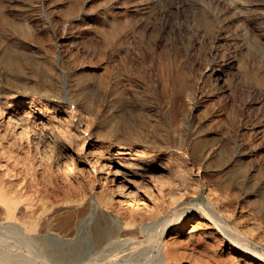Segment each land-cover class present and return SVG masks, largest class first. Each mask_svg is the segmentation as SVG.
<instances>
[{
    "label": "bare ground",
    "instance_id": "obj_1",
    "mask_svg": "<svg viewBox=\"0 0 264 264\" xmlns=\"http://www.w3.org/2000/svg\"><path fill=\"white\" fill-rule=\"evenodd\" d=\"M249 1L231 3L244 8ZM134 2L121 10L132 17H105L111 22L99 33L102 72L77 60L70 89L77 105L52 106L44 96L0 88V264H264V177L251 165L264 134L255 126L240 134L230 111L244 85L239 89L230 74L244 70L264 92V64L254 57L249 71L247 57L261 28L248 19L176 28L162 22L164 30H178V58L175 38L148 35L158 22H141L151 6ZM72 5L75 15L82 3ZM22 11L24 21L8 26L26 44L38 22ZM43 28L51 32L49 24ZM61 34L47 38L67 44ZM57 47L48 50L50 65ZM134 48L139 52L129 58ZM8 53H0V71L16 76L18 91L27 92L28 67L41 83L53 78L45 60L31 64ZM66 53H59L62 61ZM138 82L149 89L152 128L148 121L140 126L142 117L136 123L126 117L125 98L137 93ZM96 85L115 96L102 104ZM95 113L104 117L100 125Z\"/></svg>",
    "mask_w": 264,
    "mask_h": 264
},
{
    "label": "rangeland",
    "instance_id": "obj_2",
    "mask_svg": "<svg viewBox=\"0 0 264 264\" xmlns=\"http://www.w3.org/2000/svg\"><path fill=\"white\" fill-rule=\"evenodd\" d=\"M77 1H81L82 8L78 11L72 10L73 14H75V15H72V12H71V8L73 7L72 3L75 4ZM118 1L119 0H85V1L84 0H68V1L67 0H0V7L2 5L4 6V7H2V9L0 8V53L1 54L3 52L8 53V51H10L11 53L9 52L8 54H10V55H14V54L18 55L19 54V56L22 55L20 57L27 60L28 62H29V60H31V62L32 61L34 62V63L32 62L31 64H35V62H37L38 60L40 61V63L42 60L43 61L45 60L46 61L45 63L47 65V63L50 62V56L48 54V50H51V49L54 50V47L56 48L58 45L57 49H55V50H57L59 53L68 52V53H66L68 59L66 58V59H63V61H62L61 57H59L60 54L58 53V57L53 59V61H52L53 63L51 65H50V63L48 64V66H50V67L52 66V68H51L52 71H51L50 67H49L50 70L46 69L47 66L44 68V69H46L47 73H50L52 75L53 78L51 80L46 81L44 79V82H42L43 83L42 84L41 81H43V79L36 76V75H33L31 73L32 71H30L31 68L28 67L26 69V71L28 70V73L30 74V76H28L25 79V82L30 87L28 86V89H26L27 92L22 93V92L18 91V89L19 90H22V89L16 87V85H15V83L17 81L16 76H14L12 74H10L9 76L5 75V73L3 74L2 73L3 71L1 70L0 74L4 75V76L0 75V77H1L0 88L1 89L2 88L3 89L4 88H15V91H16L15 93L19 97H23L26 95H32V96H35L38 98L40 96H44V97L49 99L52 106H56V105L74 106V105H77L76 99L73 100V97H75V95L72 93V90L70 92V89L73 88L74 77L76 78L77 75H79L78 71H77L78 66H80V64L78 65L77 63H79L81 61L79 59L80 58L82 59V61L80 63H83L84 65H86L85 67L87 68V71L89 70V72L90 71L92 72L95 69H98L99 72H102L101 68H98V66H100L102 64V56H103V49H101V47L103 48V46H102V34H99V33H102V31H100V29L103 30L104 22L107 21V20H105L106 19L105 17L109 18L111 16L109 19L112 21L113 20V16H112L113 12L116 13L117 18L120 20H122V19L125 20L127 17L128 18L132 17V15H129L130 16L129 17V16H121V14H122V11L125 10L126 5H129L130 9H132L133 8L132 4L135 3L134 2L135 0H129V2H127L125 0H122V1L120 0L119 2ZM138 1L140 2V0H138ZM38 3H40V4H38ZM42 3H43V5H42ZM123 3H124V5H122ZM140 3H144L143 6L147 5L145 3H148L149 6H151V10L148 13L150 16L147 15L146 16L147 19L145 18L147 21L145 19H143L141 22H158L155 25V28L153 30H149L148 35H158V36L160 35L161 37H164L165 39H168L169 37L175 38V43H177L178 45L177 44L175 45L176 47L174 48V50L176 49L175 52L179 50L178 52L175 53V54H177L176 56L178 58H181L183 55V45H182L181 41H179V38L177 36L178 30L177 29L174 30L171 27H165V30H164L163 29L164 25L162 22H171L172 24L175 25V28L177 26L176 23L179 24L181 22H247L246 19H248L249 22H257L258 26L261 28V31L259 33V37H260V40L262 42L256 38L255 42H253V44H252L254 48L251 47L252 50H250V53L247 56L248 61H249V64H248L249 71H251V69L254 66L252 64L254 57L258 58V59L256 58V60L260 61L259 63H261L260 64L261 66L264 64V54H263L264 52L261 54V50L262 49L264 50V43H263L264 42V0H250L249 1L250 4L244 8H241L242 6L240 7V5L238 7H235L233 5V3H231V0H141ZM232 5H233V7H232ZM28 6L29 7L31 6V7L29 8ZM70 6H71V8L69 10L68 8ZM118 6H121V7H118ZM42 8H43V10H42ZM22 9L23 10L27 9V13H28V17H29L30 22H38V24L33 26V28H35L34 29L35 30L34 31L35 37L33 36L34 39H32V40H34V41L30 40L26 44L20 39L19 36H17L16 32L12 28H9L10 26H8V24L11 23L12 21H13L12 23L24 21ZM76 11L78 14L76 13ZM76 14H77V16H76ZM79 14H81V16H78ZM235 16H237L238 18ZM47 17L49 20H47ZM256 18H258V19H256ZM34 19H36V20H34ZM148 19H149V21H148ZM111 21H107V22H111ZM45 24L50 25L52 34H57L58 36H60V34L63 32L61 34V36H62L65 33L64 35L68 37V40L66 41V43L68 45L61 43V41H57L58 44L57 43L52 44V40H51L52 37L47 38V36H50L49 33H51V32L49 31V33H48L43 28L45 26ZM63 24H64L66 29H64V28L62 29ZM67 25H69L70 27ZM158 27H159V30H158ZM69 29H71V30H69ZM57 30H58V32H57ZM171 30H174L175 32L173 33V31H171ZM167 31H169V32L167 33ZM170 31H171V33H170ZM70 34H72V35L70 36ZM70 41L72 43L74 42L75 44L74 43L72 44ZM68 42H70V43H68ZM53 45H55V46H53ZM69 45H71L72 47L74 45L73 51L71 53H69V51H67L69 48ZM17 48H19V49H17ZM257 49H260V51ZM13 50L17 53H14ZM20 50H22V51H20ZM12 52L14 54H12ZM136 52L138 53L139 50L135 49V48L130 49L128 57L133 58V55H135ZM258 52H260V53L257 54ZM250 54L253 57H251ZM77 60H79V62H77ZM40 63H36V66L41 65L44 62H42L41 64ZM130 64H132V65L131 66L128 65V66H130L132 68L135 67V65H136L135 63H130ZM42 66H44V64ZM263 67H264V65H263ZM76 72H77V75L75 74ZM10 76H11V78H10ZM230 76H232V78L235 81L237 80L236 82H237V85L239 86V89H240L242 83L244 85H242L241 90H242V88L243 89L245 88L242 91L241 90L237 91V93L235 94V96L236 95L237 96L233 97L235 108L233 109L231 107V109H230L231 113L233 112L231 115H233L235 117L237 116L236 118H237L238 122H241V126H240L241 130L239 129V133L241 134L245 131L244 127H250L251 128V127L255 126V130H256L257 134H259V135L264 134V92L261 91L263 89H260V91H259V89L255 85V83L252 81L251 76L245 74L244 70L238 71V73L235 75H233V73H232V74H230ZM241 76H243L244 78H242ZM5 77H7V78H5ZM237 77L238 78L241 77V78L238 79ZM14 81H15V83H14ZM41 86L43 87V89L45 86L44 94L40 90ZM252 86H253V88H252ZM247 87H249V88H247ZM262 88H264V87H262ZM135 89L137 91V93H135L136 95L130 94V96L127 95L126 98L124 97L125 98L124 102L126 103V105H125L126 109L130 108L129 110H126L127 111L126 117L132 122L135 121V123L139 122L140 118L142 117V119H141L142 122L141 121H140L141 123L139 122L140 126L141 125L143 126L145 124V122L148 121L149 122V128H152L154 123H156L154 120L155 116L152 115L150 112V107H151L150 102H149L150 98L145 97V94L149 89L146 88V86L143 82L142 83L138 82L135 85ZM247 89H248V91H247ZM67 90H69V93H70V95H69V93H67L68 96L70 97L69 100L65 97V92ZM94 90L97 94L100 92L98 96L101 97L100 99H101L102 104H105L107 102V99H109V98L111 99L112 95H113V97L115 96V93L107 92L106 89L103 88L102 86L100 87V85L99 86L96 85L94 87ZM141 90H143V91L141 92ZM103 92H104V94H103ZM257 92H259V93H257ZM242 93H243V95H242ZM142 95H144V96H142ZM252 95H253V97H252ZM102 96H104V98ZM143 97H144V99H143ZM102 99H104V100H102ZM126 99H131V100L126 101ZM215 99H217V100L215 101ZM235 99H237L238 101ZM211 100L214 103L216 102V106L219 107V105L221 103L219 97L213 96V98ZM142 103H144L145 106ZM140 106H141V109H139ZM142 109H143V111H142ZM244 109H245V111H244ZM137 110H139V111H137ZM136 112L138 113V115L136 114ZM139 112H141V114L144 112V114L141 115ZM145 112L147 115H145ZM235 112H236V114H235ZM240 112H241V114H240ZM132 113L135 114L136 119H135V116L132 115ZM139 114L141 115L140 117H139ZM145 116H146V118H145ZM98 118H100V119H98ZM101 118L103 121L101 120ZM143 118H144V120H143ZM94 119H95V123H97L99 125L105 121L104 117H100L99 114H97V113L94 114ZM242 124H243V127H242ZM105 129H106V127H105ZM106 134H108V133H106ZM106 134H104V135L107 136ZM251 165H252V167H260V170L262 171V175L264 177V173H263V171H264L263 170L264 169V149H262V152L259 153L257 158H255L254 160L251 161Z\"/></svg>",
    "mask_w": 264,
    "mask_h": 264
}]
</instances>
